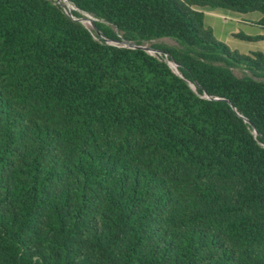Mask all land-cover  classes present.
I'll return each instance as SVG.
<instances>
[{"label": "trees", "instance_id": "obj_1", "mask_svg": "<svg viewBox=\"0 0 264 264\" xmlns=\"http://www.w3.org/2000/svg\"><path fill=\"white\" fill-rule=\"evenodd\" d=\"M66 1L0 0V264H264V54L205 25L264 0Z\"/></svg>", "mask_w": 264, "mask_h": 264}, {"label": "rangeland", "instance_id": "obj_2", "mask_svg": "<svg viewBox=\"0 0 264 264\" xmlns=\"http://www.w3.org/2000/svg\"><path fill=\"white\" fill-rule=\"evenodd\" d=\"M61 1L59 3L63 5L66 13L72 16V12L76 9L69 5L66 0ZM261 18L262 15L259 12L239 14L231 11L215 10L206 12L205 25L211 29L214 37L228 46L232 52L240 56H253L254 53L258 52L264 54V27L259 24ZM79 20L87 28L95 30L93 25L96 19L94 17L83 14ZM241 36L248 39H242ZM109 43L115 46L129 47L127 43L123 42ZM160 43L169 46L176 45L174 40L168 38L153 41L152 44ZM152 44H147L144 47L148 48L149 53L152 55L159 54L151 48ZM235 73L238 76L243 74L241 70H236Z\"/></svg>", "mask_w": 264, "mask_h": 264}, {"label": "water", "instance_id": "obj_3", "mask_svg": "<svg viewBox=\"0 0 264 264\" xmlns=\"http://www.w3.org/2000/svg\"><path fill=\"white\" fill-rule=\"evenodd\" d=\"M93 26H94V28H95V25H93ZM128 45H129L130 48H141V49H143V50L149 52V51H148V48H146V47H136V46H134V45H132V44H128Z\"/></svg>", "mask_w": 264, "mask_h": 264}, {"label": "bare ground", "instance_id": "obj_4", "mask_svg": "<svg viewBox=\"0 0 264 264\" xmlns=\"http://www.w3.org/2000/svg\"><path fill=\"white\" fill-rule=\"evenodd\" d=\"M67 3V2H66ZM69 5H71L70 3H69ZM72 6V5H71ZM73 7V6H72ZM73 10V9H72ZM70 12V11H69Z\"/></svg>", "mask_w": 264, "mask_h": 264}]
</instances>
